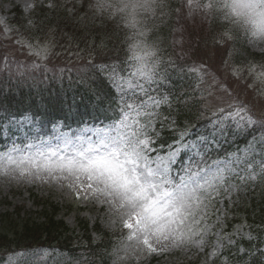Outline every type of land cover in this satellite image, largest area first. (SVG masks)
Returning a JSON list of instances; mask_svg holds the SVG:
<instances>
[{"label":"snow or ice","instance_id":"snow-or-ice-1","mask_svg":"<svg viewBox=\"0 0 264 264\" xmlns=\"http://www.w3.org/2000/svg\"><path fill=\"white\" fill-rule=\"evenodd\" d=\"M197 3L198 0H187L190 9ZM148 4L149 0H143V6ZM212 6L213 0L204 5L208 9ZM237 6L258 10L264 16V0H238ZM223 35L227 40L233 39L228 32ZM27 48L38 58L31 62L30 68L47 70V65L38 61L48 59V46L27 43ZM127 59L134 62L133 57ZM162 63L156 55L150 65L129 63L119 73L112 65H92L97 73V80L93 81L97 87L92 91L96 114L92 119L100 122L99 126L81 119L77 128H72L65 124L67 115L49 118L47 113L33 115L29 111L19 118L11 117L8 125L34 142L24 147L14 143L7 152L0 153V173L37 178L46 174L45 178L70 180V188L79 187L103 197L104 202L119 211L122 226L128 230L126 241L133 242L123 246L125 255L138 249L155 253L165 251L168 246L203 247L210 231L203 226L206 201L213 198V193L219 195L221 188L227 191L225 184L230 178L245 182L264 176V121L254 119L243 103H228L214 110L205 107L208 115L201 112V125L185 126L171 144L154 147L156 141L148 135L154 110L162 105L171 106L173 99L179 102L178 97L166 96L161 91L168 81L166 72H161ZM169 64L174 70L183 71L172 61ZM201 71L206 74V66ZM249 72L264 86V65L259 69L253 65ZM233 75H237L235 68ZM20 77L17 87L29 80L35 86L34 75L21 72ZM200 79L203 82L202 76ZM101 81H107L108 86H102ZM212 83L231 96L226 84L215 77ZM153 92L157 95H152ZM207 95L212 92L207 91ZM110 111L114 113L111 117ZM68 112L76 115L71 106ZM140 118L145 122L141 123ZM49 125L51 134L44 132ZM253 127L261 131L258 136L253 133L242 150L213 158L229 135L247 133ZM3 130L7 132L8 128ZM154 135L158 138V134ZM231 187L232 191L239 190L237 185ZM76 194L79 197L80 192ZM224 238L219 237L216 250ZM232 242L230 239L229 244ZM8 260L11 262L12 256Z\"/></svg>","mask_w":264,"mask_h":264},{"label":"trees","instance_id":"trees-1","mask_svg":"<svg viewBox=\"0 0 264 264\" xmlns=\"http://www.w3.org/2000/svg\"><path fill=\"white\" fill-rule=\"evenodd\" d=\"M52 1L53 7H37L29 18H23L22 10L16 7L15 15L10 19L13 28L17 30V37H26L32 41L49 38L53 40L56 49L46 63L47 70L30 68L34 59L23 57L18 67L7 66L6 70L0 72V140L4 132V123H8L13 116L19 118L25 111L33 115L47 113L49 118H63L67 115L65 124L68 126L80 124L81 119L85 122L100 123L92 119L96 114L93 111L95 97L92 91L97 87L93 83L97 80V73L92 65L110 63L113 58L120 55L123 58L125 51L122 54V44L127 46V34L124 33L123 36L121 28L115 27L116 23L108 21L105 23L104 20L103 24H100L90 20L92 0L72 3L64 0ZM164 28L166 30L163 32V44L175 65L183 70L190 66H199L201 69L206 66L205 79L213 74L218 76L223 74L225 70L223 62L210 67L205 63L204 56L199 58L196 56L193 62L181 58L169 44L171 26L165 25ZM74 48L81 49L83 53L75 54L73 58L67 57L69 50ZM233 51L240 58L248 59L252 55L247 52L241 55V52ZM229 52L231 53V49ZM223 53L226 55V52ZM126 57L127 53L123 60ZM171 69L172 75L178 73L177 80L166 82L165 90L169 91L171 96L178 97L179 102L173 99L171 106L160 107L159 112L171 119L166 120L165 124L161 123V127L159 125V131L156 133L158 138L154 135L157 146L171 144L183 126L201 125L203 121L200 114L203 112L205 116L208 115L204 109L210 107L205 99L201 100V97H204L201 96L202 93L198 96L192 94L191 88L194 83L188 76L182 74L183 71ZM21 72L34 75L35 86L34 82L29 80L17 87ZM101 84L104 87L108 86L107 81H101ZM69 106L75 116L69 114ZM249 108L254 117L259 116L253 108ZM108 115L111 117L114 113L110 111ZM169 122L170 125L167 124ZM255 130L261 131L258 127H255ZM251 137L252 134L245 133L236 141L225 142L222 149L213 154V158H221L235 148L246 145ZM35 200L36 205L40 206L36 214L27 211L21 214V208L15 212H0V249L11 246L51 245L64 252L67 250L81 255L86 254V259L95 260L94 264L109 263L110 252L118 236L116 232L104 229L99 223L89 226L87 220H81L80 234H75L73 229L58 218L60 211L58 205L37 196ZM243 207L246 221L257 230V239L238 240L233 245L225 246L224 251L210 264H264V251L260 249L262 244L260 238L264 236V184L253 196L243 200ZM92 232L98 233V237H93Z\"/></svg>","mask_w":264,"mask_h":264},{"label":"rangeland","instance_id":"rangeland-1","mask_svg":"<svg viewBox=\"0 0 264 264\" xmlns=\"http://www.w3.org/2000/svg\"><path fill=\"white\" fill-rule=\"evenodd\" d=\"M45 1L46 0H0V21H3L5 26V29L0 30V38H3L1 40L7 38H9V40L13 39L11 34L16 29L11 27L6 22V19L11 16V10L14 7L20 6L25 15L28 16L37 5ZM199 2L204 3L206 0H199ZM47 4H50V2ZM158 4L159 7H157L156 15L147 18V24L152 29L148 39L155 41L159 47L158 56L163 61L161 65L162 74L166 72L168 81L177 80L176 76H178V73L176 75L171 74L172 67L171 64H169L171 60L167 51H165L166 47L163 44L164 40H162V33L164 30L160 28V26L166 22L168 23L171 17L170 3L166 2V0H158ZM160 5H163V7ZM190 12L191 15H189ZM116 17L119 19L118 21H120L119 16ZM171 21L173 31L169 35V44L173 46V50L176 51L181 58L193 62L192 60H195L196 56L197 58L204 56L206 60H204L205 63L210 67L215 65L218 66L221 62L224 64L225 61L228 62L227 65L225 64L223 67L225 68L223 74L220 76L213 74L206 79L199 66L184 68V73L182 74L188 76L190 81L194 83L191 88L192 94L198 96L202 93L201 96L206 97L205 100L210 104L209 108L213 110L217 106H226L228 103H243L247 107L253 108L256 114L259 115L254 117L253 112L250 110L254 119L264 121V86L255 81L254 75L249 72V68L253 65L257 66L258 69L261 65H264V54L261 58L253 57L246 59L238 57L233 51L235 50L237 53L241 52V55L245 54V50L255 53H264V41H253L248 34L234 27L229 21L223 19V13L221 11H213L209 14L207 11L197 9L195 6L190 9L187 0H178V5L176 6ZM225 32H229L233 36V39L227 40L223 35ZM222 40L223 43H220ZM15 41H17L16 44L26 45V49L29 53L30 51L27 48V43L33 45H47L50 53V43L48 42H28L25 39H15ZM16 44L13 41L12 45ZM230 49L231 53L229 52ZM223 52H226V55H224ZM129 63L134 62L128 61L127 59L122 66L118 65L115 67L116 71L119 73L121 69L126 68ZM233 68L237 70V75L235 76L233 75ZM193 69L197 71L194 72L192 71ZM201 76L203 77V83L200 79ZM214 77L220 83L228 86L231 96L225 95L218 85L212 83ZM166 82L163 86H165ZM207 91H211L212 95L208 96ZM153 93L151 94L153 95ZM164 93L169 94L167 91ZM139 95L141 97L143 96L142 93ZM149 110L151 111V109ZM154 111L155 115L152 118L151 127L148 129V135L151 137H153V133L157 127V110L155 109ZM161 120L164 123V120ZM140 121L141 123L145 122L143 118H140ZM183 129L184 127H182V130ZM253 129H255V127H253ZM259 133L260 131L256 135L258 136ZM238 135L240 134L234 136L229 135L228 138L234 139ZM12 147L13 146H10L8 149ZM8 149L3 152H7ZM257 159H259V156H257ZM45 177L46 174L41 178H37L36 176L21 177L18 173H0V212H12L18 206H24L25 210L36 209L32 203L33 201L29 191L32 189L33 192H37L41 195H48L54 202H57L62 209L60 216L65 219L71 228H76L79 218L87 219L91 224L98 221L111 231H116L123 227L119 211L104 202L103 197H97L91 194V192H85L79 187L75 189L70 188L68 186L72 183L70 180H54L51 177ZM262 184H264V176H258L256 180H246L245 182H241L239 179L233 177L225 184L227 191L221 188L219 189V195L213 193V198L210 201H206L205 205L206 219L203 221V226L207 227L210 231L205 237V244L203 247L198 248L191 245L181 247L168 246L165 251H158L155 253H148L147 251L138 249L134 254L129 252L125 255L123 246L125 243H133L126 241V236L128 235L127 231L126 234L120 237L117 245L113 249L110 264H190L191 261L194 262L193 264H209L213 257L221 252L223 246L229 244L230 239L234 242V240L249 238V236L253 235L252 229L239 219L242 214V209H240L242 206L241 202L245 197H250L255 194L257 188ZM232 185H237L239 190L232 191ZM77 192H80L79 197L76 194ZM222 235L225 238L220 242L219 250H216L217 241ZM22 253H30L32 255L22 257L20 255ZM9 256H12L11 262L8 260ZM33 256H35L36 259H33ZM2 258L4 257H0V264L78 263L76 257L56 252L53 249L42 250L39 248L34 251H15L8 254L4 259Z\"/></svg>","mask_w":264,"mask_h":264},{"label":"clouds","instance_id":"clouds-1","mask_svg":"<svg viewBox=\"0 0 264 264\" xmlns=\"http://www.w3.org/2000/svg\"><path fill=\"white\" fill-rule=\"evenodd\" d=\"M204 3L194 5L197 9L207 11H221L223 19L229 21L234 27L248 34L253 41H264V16L257 11L237 6L238 0H213L211 9L205 8ZM158 0H149L147 7L143 6V0H92L90 8L97 15H107L109 18L119 16L120 21L128 31L127 52L134 58L135 63L151 64L159 47L155 41L148 39L152 31L147 24V18L155 16ZM229 33V32H228ZM233 38V36H232ZM139 58V59H136Z\"/></svg>","mask_w":264,"mask_h":264}]
</instances>
